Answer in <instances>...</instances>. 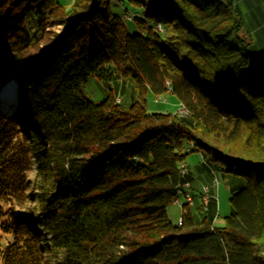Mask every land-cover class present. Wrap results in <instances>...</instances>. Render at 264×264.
<instances>
[{
    "label": "trees",
    "instance_id": "trees-1",
    "mask_svg": "<svg viewBox=\"0 0 264 264\" xmlns=\"http://www.w3.org/2000/svg\"><path fill=\"white\" fill-rule=\"evenodd\" d=\"M121 1L73 0L47 37L64 3L0 0V83L14 77L19 102L0 109V264H264V57L229 2ZM106 66L132 81L127 105ZM168 90L186 116L147 111ZM193 151L230 177L221 225L202 191L201 218L186 200L167 214Z\"/></svg>",
    "mask_w": 264,
    "mask_h": 264
},
{
    "label": "rangeland",
    "instance_id": "rangeland-1",
    "mask_svg": "<svg viewBox=\"0 0 264 264\" xmlns=\"http://www.w3.org/2000/svg\"><path fill=\"white\" fill-rule=\"evenodd\" d=\"M59 1L61 3H64L65 5L56 7V9L53 11L54 15L50 14L49 17H46L48 18V22L45 25L44 34L47 37L52 36L53 33L61 32L65 28V24L59 23L55 15L59 16L61 12L63 11L65 12V10L70 7L73 0H59ZM110 2H114V4H116L117 6H121V7L125 6V2L121 0H110ZM129 10L130 8H128L127 12ZM123 18L126 19L129 18L127 13L124 14ZM156 26L159 28L158 23L156 24ZM103 77H105V80H108L107 82H105L106 84H104V86L107 88L111 87V91L112 94L114 95L115 101L127 105L133 98V93H132L133 84L130 78L120 77V76L117 77L112 71L111 66L105 67V69L103 70ZM85 90L87 95L94 100H99L104 95L103 91L100 90V88L95 84L92 78L88 79ZM145 99H146V108L148 112L162 111V112L175 113L180 116H186V112L184 110L183 105L175 100V98L171 95V92L169 90L159 95L146 93ZM15 107L17 109H14ZM18 107H19L18 99L15 102L10 100L0 99V109L7 116H11V114L19 113ZM189 146L190 145H188V147ZM200 155H201L200 153L195 151L190 152L187 154L185 160L180 163V165L184 164L186 169L185 173L180 172L182 175H186V173L189 174L187 164H189L190 166L196 164L198 167H200L198 169L197 168L194 169L195 172L194 177L192 178L189 177L193 185V196H192L193 198L191 203H188L191 204L190 211L193 217L196 219H199L201 218V216H203L204 212L199 207L201 204L200 192L202 191V187L207 185L209 186L208 200L214 201L212 207L210 208L212 209L213 212H215L213 223H215L216 225H221L223 223L224 216L228 215L231 210L230 201H229L230 177H228L227 175H221L219 172L212 170L208 166L205 168L200 160ZM27 177L29 178L28 193H30L31 190H33L36 187L35 170H34V165L32 164H30L29 166ZM214 178L216 179L215 181ZM190 187L191 185L189 182V186L185 188L186 189L185 192H188L187 194H189L191 190V189L189 190ZM176 200H177L176 202L174 201L169 203L166 208L170 220H172L174 223H176L180 219L181 213L183 211L182 202L185 201V194L183 195L182 193ZM30 204L28 206H30ZM53 255L54 254L50 255L51 259H53Z\"/></svg>",
    "mask_w": 264,
    "mask_h": 264
},
{
    "label": "crops",
    "instance_id": "crops-1",
    "mask_svg": "<svg viewBox=\"0 0 264 264\" xmlns=\"http://www.w3.org/2000/svg\"><path fill=\"white\" fill-rule=\"evenodd\" d=\"M234 5L235 10L241 20L242 29L240 34L242 37L250 40L247 49L259 58L264 57V0H223ZM202 165L206 168L207 164L202 160ZM187 164V163H186ZM189 177L195 176L194 169L200 168L196 164L190 166L187 164ZM191 188L193 185L189 179Z\"/></svg>",
    "mask_w": 264,
    "mask_h": 264
},
{
    "label": "bare ground",
    "instance_id": "bare-ground-1",
    "mask_svg": "<svg viewBox=\"0 0 264 264\" xmlns=\"http://www.w3.org/2000/svg\"><path fill=\"white\" fill-rule=\"evenodd\" d=\"M5 89L6 90H4V91L2 90V93H7V95L11 99L17 100L18 82L14 77L8 78L6 85H5ZM3 100H5V99H3ZM14 109H17V108L15 107ZM184 110H185V108H184ZM185 112H186V110H185ZM15 114H17V113H15ZM15 114H11V115H15ZM183 170H184V164L180 165V172L183 173ZM181 187L187 188L188 186L182 185ZM208 189H209V186H208ZM185 200L188 203H191L192 198H191L190 194L185 193ZM174 201L176 202L177 200L175 199ZM202 201H204V194L202 195Z\"/></svg>",
    "mask_w": 264,
    "mask_h": 264
},
{
    "label": "built area",
    "instance_id": "built-area-1",
    "mask_svg": "<svg viewBox=\"0 0 264 264\" xmlns=\"http://www.w3.org/2000/svg\"><path fill=\"white\" fill-rule=\"evenodd\" d=\"M185 171H186V169H185V165H184L183 173H185ZM214 180H216V179L214 178ZM182 185L189 186V181H187V180L184 181L182 183ZM202 192L204 194V201H203V203L206 204L207 201H208V199H209V193H208V186L207 185H205V186L202 187Z\"/></svg>",
    "mask_w": 264,
    "mask_h": 264
},
{
    "label": "water",
    "instance_id": "water-1",
    "mask_svg": "<svg viewBox=\"0 0 264 264\" xmlns=\"http://www.w3.org/2000/svg\"><path fill=\"white\" fill-rule=\"evenodd\" d=\"M7 80H8V78H6L4 81H3V83H0V99L1 100H3V99H5V100H10V101H16V100H14V99H11L8 95H7V93H2V90L4 91V90H6L5 89V85H6V82H7Z\"/></svg>",
    "mask_w": 264,
    "mask_h": 264
}]
</instances>
